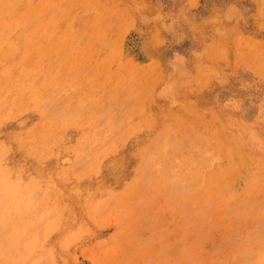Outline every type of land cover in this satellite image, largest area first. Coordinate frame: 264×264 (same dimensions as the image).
<instances>
[{
    "label": "rangeland",
    "instance_id": "1",
    "mask_svg": "<svg viewBox=\"0 0 264 264\" xmlns=\"http://www.w3.org/2000/svg\"><path fill=\"white\" fill-rule=\"evenodd\" d=\"M0 264H264V0H0Z\"/></svg>",
    "mask_w": 264,
    "mask_h": 264
},
{
    "label": "bare ground",
    "instance_id": "2",
    "mask_svg": "<svg viewBox=\"0 0 264 264\" xmlns=\"http://www.w3.org/2000/svg\"><path fill=\"white\" fill-rule=\"evenodd\" d=\"M237 183H238V181H235V182L232 184V186L237 185ZM59 219H60V218H59Z\"/></svg>",
    "mask_w": 264,
    "mask_h": 264
}]
</instances>
